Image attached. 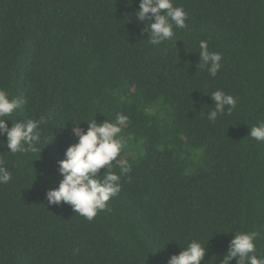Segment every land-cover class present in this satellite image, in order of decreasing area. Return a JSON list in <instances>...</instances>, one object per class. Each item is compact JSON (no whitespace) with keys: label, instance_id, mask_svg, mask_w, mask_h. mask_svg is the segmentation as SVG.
<instances>
[{"label":"trees","instance_id":"1","mask_svg":"<svg viewBox=\"0 0 264 264\" xmlns=\"http://www.w3.org/2000/svg\"><path fill=\"white\" fill-rule=\"evenodd\" d=\"M139 4L0 0V89L27 101L5 119L46 120L35 153L0 136V264H168L192 240L202 264H221L240 231L261 232L264 256V143L249 137L264 121V0H174L186 27L159 45ZM202 40L222 56L215 78L198 68ZM217 90L237 104L210 122ZM116 113L128 117L120 193L92 220L50 205L74 123Z\"/></svg>","mask_w":264,"mask_h":264},{"label":"clouds","instance_id":"2","mask_svg":"<svg viewBox=\"0 0 264 264\" xmlns=\"http://www.w3.org/2000/svg\"><path fill=\"white\" fill-rule=\"evenodd\" d=\"M136 16L147 26L148 40L152 45H159L174 37V28L186 27L187 14L182 7L174 5V0H140ZM154 21V22H153ZM198 68L204 66L209 74L215 78L222 67V56L218 52L209 50L207 41L199 43ZM214 107L207 114L210 122H215L225 110L230 114L236 107V99L222 90L210 95ZM27 103L22 98H10L9 94L0 89V136H6L7 148L10 153H26L37 151L36 144L41 140V125L46 123L45 118L40 120L13 122L11 117L22 104ZM8 121H12L9 127ZM128 117L116 113L114 120L97 123L96 120L87 122L85 130L74 123L72 133L77 142L72 144L65 153V159L58 161V171L62 179L58 187L46 193L50 205L68 204L76 214L92 220L99 211L108 207L112 197L121 191V176L130 171L128 163L117 157L126 145L121 135L123 126ZM257 142L264 143V121L250 127V136ZM2 143V142H0ZM115 162V164H113ZM119 168L120 172L114 171ZM102 169H106L102 173ZM11 173L0 165V184L8 183ZM261 236L260 231L235 232L230 240L229 250L224 255L221 264H264V256L256 255L255 241ZM207 254V248L197 240H192L179 255H173L168 264H202Z\"/></svg>","mask_w":264,"mask_h":264}]
</instances>
